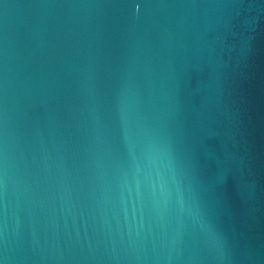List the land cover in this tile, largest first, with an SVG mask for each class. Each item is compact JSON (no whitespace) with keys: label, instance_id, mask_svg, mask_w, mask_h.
Segmentation results:
<instances>
[{"label":"water","instance_id":"95a60500","mask_svg":"<svg viewBox=\"0 0 264 264\" xmlns=\"http://www.w3.org/2000/svg\"><path fill=\"white\" fill-rule=\"evenodd\" d=\"M0 264H264V0H0Z\"/></svg>","mask_w":264,"mask_h":264}]
</instances>
